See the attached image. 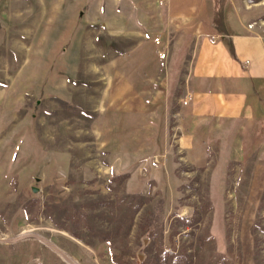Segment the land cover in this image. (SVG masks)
Listing matches in <instances>:
<instances>
[{
    "label": "rangeland",
    "instance_id": "1",
    "mask_svg": "<svg viewBox=\"0 0 264 264\" xmlns=\"http://www.w3.org/2000/svg\"><path fill=\"white\" fill-rule=\"evenodd\" d=\"M162 1L0 0V264H264V171L109 114L105 69L160 39Z\"/></svg>",
    "mask_w": 264,
    "mask_h": 264
},
{
    "label": "crops",
    "instance_id": "2",
    "mask_svg": "<svg viewBox=\"0 0 264 264\" xmlns=\"http://www.w3.org/2000/svg\"><path fill=\"white\" fill-rule=\"evenodd\" d=\"M261 1H162L166 27L155 37L159 44L144 41L105 69L109 114L118 113L121 127L130 120L146 129L150 110L157 117L153 141L159 149L165 148L168 123L174 152L186 161L225 154L235 170L259 177L264 171Z\"/></svg>",
    "mask_w": 264,
    "mask_h": 264
},
{
    "label": "built area",
    "instance_id": "3",
    "mask_svg": "<svg viewBox=\"0 0 264 264\" xmlns=\"http://www.w3.org/2000/svg\"><path fill=\"white\" fill-rule=\"evenodd\" d=\"M153 43H154L155 45H158V44H159L158 39H157V38H154V39H153ZM157 54H158L159 59H163V57H164V53H163V52H157ZM189 99H190V95L187 94L186 97H185V100L182 101L181 104H182V105H186L187 100H189Z\"/></svg>",
    "mask_w": 264,
    "mask_h": 264
}]
</instances>
